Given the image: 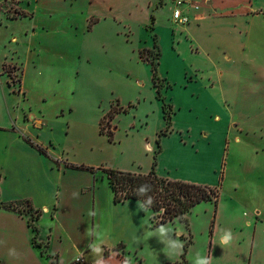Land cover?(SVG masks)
Returning <instances> with one entry per match:
<instances>
[{"label":"rangeland","instance_id":"374dc122","mask_svg":"<svg viewBox=\"0 0 264 264\" xmlns=\"http://www.w3.org/2000/svg\"><path fill=\"white\" fill-rule=\"evenodd\" d=\"M247 1L253 20L249 37L256 45L252 48L255 50L249 55L243 51L231 54L229 62L219 63L223 75L218 86L222 87L214 84L209 89L211 81L207 79L216 71L207 63L209 45L194 43L184 33L173 37L165 24L171 12L168 5L159 9L156 0H41L35 16L37 22H43L44 29L41 30V24L35 26L39 33L32 39L30 48L29 37L18 29L26 26L32 33L34 27L28 24V18L10 26L15 31L11 36L14 38L4 42L9 52L14 50L20 57L16 62L12 60L15 67L5 73L10 78L9 89L13 95L9 109L12 120L19 124L25 120L32 122L33 115L40 120L39 126L32 128L31 136L17 131L31 150L21 165L19 157L12 163L13 167L21 166L27 172H23L25 178L17 190L35 194L39 185L52 188L57 180V165L52 158L62 160V166L84 167L81 171L66 169L67 176H88L90 169H99L96 171L98 186L101 183L106 186L100 169L130 174L148 169L152 155L144 144L150 139L147 136L152 138L160 117L159 104L151 88L150 68L139 57V52L153 43L149 15L154 19L155 42L160 51L157 72L172 85L165 97L173 99V129L190 127L195 133L201 129L204 113L218 114L221 119L218 127H230L227 135L224 134V143L217 142V146L209 148L214 174H188L179 169L177 175L196 181L187 183L204 187L216 181L221 188L227 163L225 185L235 174L244 176L246 172L239 167L235 169L236 165L264 158L262 152L256 153L264 135L261 131L264 126V0ZM101 11L106 12L101 14ZM8 14L18 18L22 12L11 7ZM4 23L5 18L0 14V31L7 35ZM203 26L196 30L203 31ZM11 58L8 57L9 62ZM253 64L257 69H253ZM250 77L253 79L247 82L246 78ZM204 83L209 90L198 101L195 97L186 99L185 93L190 94L191 86L194 93L202 94L200 84ZM233 85L239 92L236 104ZM163 89L162 83L161 93ZM219 94L224 97H218ZM243 98L247 101L242 102ZM109 118L111 128L106 121ZM101 120L103 133L99 129ZM235 136L240 138V145L232 143ZM40 149L43 154L39 153ZM197 150L199 156L206 153L200 144ZM178 160L188 163L189 157ZM205 206L209 207L207 212H204ZM214 218L216 223L214 205L200 203L188 215L190 235L178 222L160 226L153 231V241H147L149 246L146 243L145 249H137L135 253L132 250L131 258L141 264H162V258L172 255L174 245L183 253L185 241L179 233L186 239L191 236L193 255L201 258L200 246L207 240ZM49 221L44 220L45 229L51 224ZM169 233H175V241L168 237ZM47 235H50L48 230ZM61 241L64 243L65 239L62 237ZM19 253L21 250L17 248ZM0 264H24V259L3 258Z\"/></svg>","mask_w":264,"mask_h":264},{"label":"crops","instance_id":"0c3cea01","mask_svg":"<svg viewBox=\"0 0 264 264\" xmlns=\"http://www.w3.org/2000/svg\"><path fill=\"white\" fill-rule=\"evenodd\" d=\"M4 1L6 0H3L0 5V14L5 18L4 25L7 30V35H3L0 31V39L3 40V43L0 40V102L2 103L0 106V205H11L15 210H5L0 206V262L3 261V258H7L9 261L11 258H23L24 264H79L76 260L81 256L84 260L83 264H141L140 261L131 258V254L135 253L137 249H145L147 241H153V231L160 226L174 225L175 222H178L183 224L188 231L190 226L188 215L196 205L186 214V224L173 221L153 228L152 215L141 202L129 200L123 203H114L112 192L105 178V169L100 170L102 171L101 178L104 179L106 186L102 183L98 186L96 171L99 169H90L88 176H81V174L67 176L66 169L81 171L84 167L62 166L63 162L61 159L59 162L58 158H52L57 165V180L52 188L46 184L39 185L35 194L21 193L17 190L25 178L23 174L27 172L21 166L19 169L13 167L12 163L15 157H19L21 165L22 161L25 162L24 156L31 151L28 143L19 137L17 131L31 136L32 128L39 126L40 120L34 118V115L31 117L32 122L25 120L19 124L12 120L9 109H11L10 99L13 95L9 89L10 78L6 77L5 73L10 67H15L13 62L19 60L17 58L20 57L14 50L9 52L5 44L14 38L11 36L15 31L10 30L9 27L28 18L31 22L28 24L30 27H34L31 30L32 33L26 26L25 29L22 26H19L18 29L29 37L30 48L32 39L39 33L35 26L41 24L39 26L43 30L44 25L43 22H37L35 16L41 0ZM156 1L159 2V9L168 5L169 12H172L165 24L173 37L184 33L194 43L209 45V50H206L209 58L207 63L213 71L216 70L207 79L211 81L209 89H213L214 84L218 86L221 82L223 72L218 68L219 63L229 62L231 54L235 55L243 51L245 55H249L255 50L252 48H255L256 45H253L254 42L249 37V29L253 20H251L252 16L248 11L247 6L250 3L247 0ZM11 7L21 11L22 15L18 18L10 16L8 10ZM111 10L112 7L109 8V11ZM174 10H180L182 16L187 18L186 25L176 24L173 21ZM105 12L101 11V14ZM149 18L153 19L150 15ZM153 24L154 19L151 25V37L155 35ZM201 25H204V30L199 32L196 29ZM262 34L264 37V33ZM217 39H220L221 42ZM152 45L141 50L139 57L142 51L150 50ZM15 54L16 59H13ZM9 56H12L11 62L8 61ZM12 60L14 61L12 62ZM253 61L256 63L255 58ZM144 64L149 67L148 64ZM158 68L157 70H159ZM253 69H257L254 64ZM158 76L164 84L162 97L171 109L170 126L168 129L166 128L162 102L156 99V93L152 86L155 100L160 109L159 125L153 132L152 138L147 136L150 139H147L148 141L144 144L146 150L152 155L148 169L133 174L147 175L153 170L159 178L185 183L196 181L178 176L179 169L188 174H214L215 167L209 159V148L217 146V142L223 144L224 136L227 135V130L230 127H218L221 123L218 114L204 113L201 129H196L195 133L190 127L183 130L173 129V99L165 97L172 85L163 75L158 73ZM262 76L264 77V74ZM252 79V77L246 78V81L250 82ZM150 82L152 85L151 73ZM191 82L192 85L195 84L193 81ZM166 85L168 88H165ZM200 85L202 94L194 93V86H191L190 94L185 93L186 99L191 100V97H195L198 101L199 97L209 90L208 87H205V83ZM233 86L235 88L233 100L236 104L239 92L238 88ZM185 89L189 90V87H185ZM220 96L224 97L223 94L218 95V97ZM241 101L246 102L247 99L243 98ZM206 108L205 105L204 110ZM194 118L199 119L197 116ZM110 119L106 120L109 128H111ZM261 131L264 133V126ZM184 136L186 137L183 139ZM177 137H179V141ZM261 139L262 142L258 144L256 153L260 151L264 155V135L261 136ZM232 143L240 145L241 140L235 136ZM197 144H200V147L206 152L204 155L197 154ZM39 153L43 154L44 152L40 149ZM184 156L189 157L188 163L179 162L178 158ZM226 165L227 163H225L223 174L225 177L222 179L221 188L216 181L209 185L210 188L217 189L218 195L215 203L212 201L200 202L214 205V210L217 213L216 223L214 218L207 240L201 243V258L193 255V246H191L193 242L189 236L191 232L188 231L187 239L182 233H179V235L181 234L180 238L185 241L183 253L177 249V245H174L172 255L162 258V264H175L181 262L182 259L184 264H201V262H206V264H264V158L258 162L254 160L247 164L236 165L235 169L239 167L246 174L244 176L233 175L231 182L227 185L223 182L226 179ZM225 188L227 189L225 190ZM208 210L209 207L205 206L204 212ZM28 214H32L35 218L31 222L35 231L28 225ZM44 220H50L51 224L48 225V229L44 227ZM47 230L50 235H47ZM16 236L17 240H15ZM62 237L65 239L64 243L61 241ZM168 237H171L173 241L176 239L175 233H169ZM57 238H59L58 242ZM11 239L12 241H10ZM169 241L168 244H170ZM151 244L154 247V242ZM17 248L21 250V253L17 254Z\"/></svg>","mask_w":264,"mask_h":264},{"label":"trees","instance_id":"16d2710c","mask_svg":"<svg viewBox=\"0 0 264 264\" xmlns=\"http://www.w3.org/2000/svg\"><path fill=\"white\" fill-rule=\"evenodd\" d=\"M151 22L153 19L151 18ZM152 25V23H151ZM149 31L152 32V26ZM153 45L150 50L140 53V59L150 67L152 86L156 93V99L162 102V112L166 128L170 126L171 109L162 97V80L158 76L157 68L160 51L156 45V36H152ZM165 88H168L166 85ZM104 120V119H103ZM100 122V133L104 132ZM105 178L113 195L114 203L125 201H139L143 207L151 213L152 227L156 228L164 223L180 221L187 223L185 216L190 209L203 201L215 203L217 189L189 184L180 181H170L156 176L153 170L147 175H136L115 170H104ZM5 210H15L11 205H0ZM32 214H28V225L33 228L31 222L34 220ZM184 264L183 259L179 263Z\"/></svg>","mask_w":264,"mask_h":264},{"label":"built area","instance_id":"2783aa9c","mask_svg":"<svg viewBox=\"0 0 264 264\" xmlns=\"http://www.w3.org/2000/svg\"><path fill=\"white\" fill-rule=\"evenodd\" d=\"M172 19L176 24L186 25L188 23L187 18L182 16L180 10H174V12L172 14ZM76 262L79 264H83L84 260L81 256H79L78 259L76 260Z\"/></svg>","mask_w":264,"mask_h":264},{"label":"clouds","instance_id":"9594fccd","mask_svg":"<svg viewBox=\"0 0 264 264\" xmlns=\"http://www.w3.org/2000/svg\"><path fill=\"white\" fill-rule=\"evenodd\" d=\"M201 264H206V262H201Z\"/></svg>","mask_w":264,"mask_h":264}]
</instances>
